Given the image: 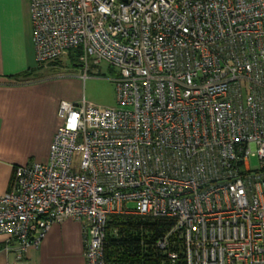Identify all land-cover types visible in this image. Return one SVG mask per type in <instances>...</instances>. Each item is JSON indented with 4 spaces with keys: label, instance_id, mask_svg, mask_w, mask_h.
Listing matches in <instances>:
<instances>
[{
    "label": "built area",
    "instance_id": "1",
    "mask_svg": "<svg viewBox=\"0 0 264 264\" xmlns=\"http://www.w3.org/2000/svg\"><path fill=\"white\" fill-rule=\"evenodd\" d=\"M30 11L37 66L74 52L85 78L106 64L116 107L62 103L48 161L15 167L0 196L14 264L66 220L83 223L85 264H110L112 215L168 220L161 264H264V0Z\"/></svg>",
    "mask_w": 264,
    "mask_h": 264
},
{
    "label": "crops",
    "instance_id": "2",
    "mask_svg": "<svg viewBox=\"0 0 264 264\" xmlns=\"http://www.w3.org/2000/svg\"><path fill=\"white\" fill-rule=\"evenodd\" d=\"M39 68L30 0H0V196L8 191L15 167L48 161L60 105L72 104L60 87L64 79L40 74ZM7 244V237L0 235V264H14ZM26 261L85 264L83 223L54 224L40 247L27 251Z\"/></svg>",
    "mask_w": 264,
    "mask_h": 264
},
{
    "label": "trees",
    "instance_id": "3",
    "mask_svg": "<svg viewBox=\"0 0 264 264\" xmlns=\"http://www.w3.org/2000/svg\"><path fill=\"white\" fill-rule=\"evenodd\" d=\"M68 58L77 65V54ZM166 219L112 215L107 222L104 256L110 264H161L156 241L169 229Z\"/></svg>",
    "mask_w": 264,
    "mask_h": 264
},
{
    "label": "rangeland",
    "instance_id": "4",
    "mask_svg": "<svg viewBox=\"0 0 264 264\" xmlns=\"http://www.w3.org/2000/svg\"><path fill=\"white\" fill-rule=\"evenodd\" d=\"M39 70L40 74L64 79L60 87L66 89L67 100H71L72 104L79 105L85 102L100 108L116 107L115 87L111 80L115 74L106 64H102L97 70H90L85 78L82 76V70L68 57L61 58L57 65H47ZM249 162L252 169L259 167L256 157L251 158ZM133 206L130 204L128 207Z\"/></svg>",
    "mask_w": 264,
    "mask_h": 264
}]
</instances>
